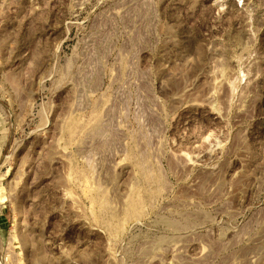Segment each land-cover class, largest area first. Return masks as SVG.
I'll return each instance as SVG.
<instances>
[{
  "label": "rangeland",
  "instance_id": "rangeland-1",
  "mask_svg": "<svg viewBox=\"0 0 264 264\" xmlns=\"http://www.w3.org/2000/svg\"><path fill=\"white\" fill-rule=\"evenodd\" d=\"M0 264H264V0H0Z\"/></svg>",
  "mask_w": 264,
  "mask_h": 264
}]
</instances>
